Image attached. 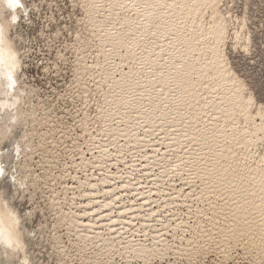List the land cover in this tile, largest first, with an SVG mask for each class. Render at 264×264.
I'll return each mask as SVG.
<instances>
[{"label": "snow or ice", "instance_id": "obj_1", "mask_svg": "<svg viewBox=\"0 0 264 264\" xmlns=\"http://www.w3.org/2000/svg\"><path fill=\"white\" fill-rule=\"evenodd\" d=\"M50 6L41 0H0V109L4 110L0 112V264H210L209 254L211 264H264V153L259 154L256 168L249 167L247 159L243 168L235 161L226 165L217 154L224 155L218 137L224 136L223 143L229 145L228 125L222 131L208 127L225 119L235 130L243 120L255 118L264 128V22L257 35H250L246 27L233 34L225 17L193 21L182 11L190 6L180 0H107L91 4L105 8L106 14L96 20L86 17L72 31L58 29L56 21L43 14L37 18L42 22L34 26L35 14ZM78 7L87 11L89 4ZM22 22L28 25L27 32ZM37 47L48 58L45 71L62 76L68 85L55 92L48 89L47 96L26 87L23 69ZM116 55L120 64L110 59ZM88 57L94 58L91 64ZM89 67L105 71L90 74ZM221 81L232 85L226 98L221 97ZM249 88L258 92L259 111ZM37 94L42 111L34 106ZM90 102L105 123L122 122L111 111L115 107L117 112H153L161 120L164 112L181 125L179 129L170 125L187 140L181 145L188 159L182 158L187 173H180L186 178L177 189L179 198L193 201L186 205L187 211L197 215L196 227L206 236H212L209 224L228 221L222 229L227 246L205 247L190 241L186 250L173 244L135 247L121 239L113 247L115 235L101 237L107 245L81 240L67 213L61 219L56 205L66 208L67 199H58L63 193L53 186L55 177L41 171L45 166L36 159L38 142L53 112L57 113L53 125L64 124L72 120V112L83 116L80 108H92ZM259 144L264 147V139ZM248 152L257 155L251 143ZM253 171L260 176L258 185Z\"/></svg>", "mask_w": 264, "mask_h": 264}, {"label": "rangeland", "instance_id": "obj_2", "mask_svg": "<svg viewBox=\"0 0 264 264\" xmlns=\"http://www.w3.org/2000/svg\"><path fill=\"white\" fill-rule=\"evenodd\" d=\"M41 2L51 6L44 7L39 13L35 14L34 26L42 22L37 18L43 14L52 17L56 21L58 29L72 31L74 28L79 27L81 20L86 17H90L92 20L98 19V8L100 14L102 12L106 14L105 8L97 7L95 9L96 7H91L93 3L91 0H41ZM90 2L92 3L90 4ZM95 2L106 4L107 0H97ZM82 3H88L89 9L94 14L89 9L86 11L84 8L78 7ZM187 4L190 7L184 10L187 13L189 12L188 14L191 13L190 18L193 21L199 22L206 19L211 22L213 16L225 17L227 18V26L233 34L236 33L238 27H246L250 35H257L259 26L264 22L261 19L264 15L261 12V7L264 6L262 0H217L215 8L201 6V14L199 13L196 17L192 12L195 6L194 2L189 0ZM237 21H239V24L236 23ZM21 27L22 30L27 32L28 25L26 23L22 22ZM93 59V57H88L89 64ZM95 59L99 63H103L102 58L97 57ZM110 59L115 64H120L118 55L111 56ZM47 67L48 58L43 56L39 47H37L36 52L32 53L31 60H27L23 69L27 80L26 87L29 92H43L47 96L48 89L55 92L61 87L68 86L64 83L62 76L57 77L50 71H45ZM122 67L123 65H121ZM97 70L100 72L105 71L103 67L99 69L95 67L87 68V72L90 74ZM220 85L221 97L226 98L229 94V88H225L221 83ZM248 91L249 95L256 100L255 111H259L260 101L256 99L258 92L252 88H249ZM42 102L40 95L37 94L34 106L39 111H42ZM31 103L30 100V105ZM115 109L113 107L111 111L114 115H117L118 121H122L116 124H112L111 120H108L107 123L101 120L93 103L92 108H80L83 116H78L75 112H72L70 113L72 116L71 121L65 120L64 124H59L57 121L55 126L52 121H56L57 113L53 112L47 127L42 128V137L38 142L36 159L38 162L42 161L45 166L41 168V171L46 176L55 177L56 183L53 186L57 187L59 193H63V195L58 196V199H67L66 208L60 204L56 205L57 208L61 209V219L67 213L68 222L72 226L70 216L78 215L77 217L86 226L82 224L73 225L72 230L79 229L77 235L80 236L81 240L94 239L101 245H107V240L101 239V237L106 234L115 235L117 244L113 247H118L121 239L125 245L135 247H139L140 243L149 247H156L157 245L166 247L173 244L186 250L190 241H195L197 245L203 244L205 247L215 243L227 246L226 233L222 232V229L229 226V222L221 219L220 224L215 227L213 224H209L208 227L212 231V236H206L196 227L197 215L194 212L189 213L187 211L186 205L193 203V201L179 198L181 193L177 189L183 185L186 178L181 176L180 172L187 173L182 158L183 160L188 159V154L181 151V145L187 144V140L182 135L173 132L170 125L178 129L181 128V125L177 121H173L171 115L162 112L163 120L156 118L154 128L150 130L149 112L135 113L128 110L125 114L124 111L118 113ZM0 112L3 111L0 110ZM103 115H106V113H103ZM61 119H64V117L62 116ZM208 119L207 116L204 117L205 121H208ZM225 124L228 125V132L225 135L229 145L223 143L224 136L218 137L220 149L226 148L229 154L226 157H221V159L224 158L222 159L224 163L232 164L235 161L243 168V162L247 159L249 167H258L260 163L258 156L260 153H264V147L259 144V141L264 139V128L255 121V118H252L251 122L243 120V123L235 130H233L229 121L223 122V120L219 121L218 124L215 122L209 123L208 127L209 129L219 128L222 131ZM127 130L132 133L131 137H127L129 141L124 136V134L127 135ZM233 134L236 137L235 140ZM248 137L249 142L246 141ZM137 138H140L139 141H137ZM236 140H239L245 146L241 148ZM249 143L252 144V151L257 153L255 157L248 152ZM199 147L201 153L206 154L203 146L200 145ZM153 148L155 151V148H157V152L152 150ZM161 156L163 157L161 158ZM254 173L256 172L253 171L252 174ZM259 182L256 178L257 185ZM117 196H119V200H116ZM112 198L114 201L111 200ZM110 200L112 201L111 207L103 209L101 215L95 213L96 208L98 210L103 202L104 204L110 203ZM198 206L204 207L202 202ZM125 208L129 212L125 211L124 215L118 217L120 211ZM114 218H119V222L117 220L118 223H116ZM255 219L259 223L258 213ZM199 222L203 223V221ZM89 224H95V227H91ZM111 229H115V232H110ZM259 244V232L257 230L255 232L256 260L260 259ZM242 248L243 246H241ZM213 250L216 251L217 256L220 255L218 250ZM36 251L40 252L41 249L37 248ZM125 251H127L126 248ZM208 258L211 264V254Z\"/></svg>", "mask_w": 264, "mask_h": 264}, {"label": "bare ground", "instance_id": "obj_3", "mask_svg": "<svg viewBox=\"0 0 264 264\" xmlns=\"http://www.w3.org/2000/svg\"><path fill=\"white\" fill-rule=\"evenodd\" d=\"M87 1H90V0H87ZM91 1H93V2H95V1H97V0H91ZM190 1H193L194 2V9H193V13H194V16L196 17V16H198V14L201 12V6L202 7H210V6H212V8H215L214 6L216 5V2H217V0H190ZM180 2L181 3H188L189 2V0H180ZM92 2H90V4H91ZM219 3V2H218ZM102 4V3H101ZM205 5H207V6H205ZM218 6V5H217ZM93 8H95V7H93ZM95 9H97V7L95 8ZM90 10V9H89ZM91 11V10H90ZM96 11V10H95ZM98 13L100 14V12H99V8H98ZM178 11H180V10H178ZM183 12H184V14L187 16V15H189V17H190V14H188L187 12H185V10H182ZM190 11V10H189ZM91 13H92V11H91ZM90 13V14H91ZM103 13V12H102ZM92 14H94V13H92ZM96 14V13H95ZM201 14V13H200ZM97 15V14H96ZM94 20V19H93ZM221 84H222V86H225V88L227 87V88H231L232 87V85L229 83V82H227V81H221ZM221 86V85H220ZM117 91H119V89L117 88L116 89ZM228 92V91H227ZM5 100L7 99V98H4ZM0 102H2V101H0ZM9 103H11V101H8ZM1 111H4L3 109H0ZM116 110V109H115ZM113 112L115 113V111H114V109H113ZM123 112V111H122ZM113 113V114H114ZM119 113V112H118ZM117 113V114H118ZM127 113V112H126ZM125 113V114H126ZM124 114V113H123ZM218 115H219V113H217ZM101 115H103V113H101ZM120 115V114H119ZM132 115V114H131ZM117 116V115H116ZM130 116V115H129ZM128 116V117H129ZM135 116V115H134ZM137 117V116H136ZM139 117V116H138ZM156 115L152 112H149V119H148V122H149V127H150V130H152L153 128H154V124H155V121H156ZM119 119V118H118ZM128 120H129V118H127ZM132 119V118H131ZM110 120V119H109ZM127 120V121H128ZM223 120V122H225L226 120L225 119H221L220 121H222ZM124 121V120H123ZM127 121H126V123H127ZM171 122V121H170ZM176 122V121H175ZM107 123V122H106ZM134 123V122H133ZM137 123V122H136ZM135 125V124H134ZM130 127V126H129ZM121 128V127H120ZM160 129V128H159ZM115 130V129H114ZM121 130V129H120ZM161 130V129H160ZM111 131V130H110ZM128 131V130H127ZM149 131V130H148ZM115 134H116V132H114ZM146 133H148V132H146ZM151 133V132H150ZM118 134V133H117ZM154 134V133H153ZM160 134V133H159ZM113 135V134H112ZM135 135V134H134ZM166 135V134H165ZM124 136L127 138H129V137H131L132 136V133H131V131L129 132H127V135H125L124 134ZM181 136V135H180ZM113 137H115V136H113ZM137 137V136H136ZM179 137V136H178ZM250 137V136H249ZM249 137L246 139V141L247 142H249L248 141V139H249ZM128 138H127V141H129L128 140ZM134 138V137H133ZM118 139V138H117ZM138 140L137 141H139V139L140 138H137ZM174 139V138H173ZM181 139V138H180ZM115 140V139H114ZM146 140V139H145ZM182 140V139H181ZM178 141V140H177ZM116 142V141H115ZM172 143V142H171ZM140 144V143H139ZM180 144V143H179ZM173 145H174V143H173ZM147 146V145H146ZM203 146V145H202ZM169 148V147H168ZM213 148H214V150H215V148H216V145L214 144L213 145ZM141 149V148H140ZM156 149V151L154 150V148L152 149V150H154L155 152H157V148H155ZM104 150V149H103ZM106 150V149H105ZM136 150V149H135ZM221 150H223L224 151V155L223 156H225L226 157V155L228 154V151H227V149L226 148H221ZM122 154V153H121ZM229 155V154H228ZM227 155V156H228ZM118 156V155H117ZM145 156V155H144ZM223 156H220V155H218L217 154V159H220V160H222V159H224V158H222L221 159V157H223ZM110 157V156H109ZM163 156H161V158H162ZM165 158V157H164ZM144 159V158H143ZM163 160V159H162ZM173 161V160H172ZM85 163V162H84ZM160 164V163H159ZM170 164V163H169ZM229 164V163H228ZM228 164H226V165H228ZM97 165V164H96ZM184 165V164H183ZM82 166V165H81ZM150 166V165H149ZM145 167V166H144ZM158 167H160V166H158ZM146 168V167H145ZM167 168V167H166ZM133 169H135V168H133ZM136 170V169H135ZM178 170V169H177ZM132 173V172H131ZM148 173V172H147ZM181 173V172H180ZM162 174V173H161ZM169 174V173H168ZM256 174V178H257V180H259L260 181V176H259V174L256 172V173H254V174H252V175H255ZM108 175V174H107ZM164 175V174H163ZM124 176V175H123ZM171 176V175H170ZM161 178V177H160ZM154 179V178H153ZM163 180H164V178H163ZM82 182V181H81ZM165 183V182H164ZM163 183V184H164ZM159 184V183H158ZM91 185H93V184H91ZM124 186V185H123ZM128 186V185H127ZM94 187V186H93ZM92 187V188H93ZM132 188H133V186H131ZM136 187V186H135ZM95 188H96V186H95ZM115 188V187H114ZM138 188V187H137ZM76 189V188H75ZM117 189V188H116ZM108 190V189H107ZM106 190V191H107ZM113 190V189H112ZM115 190V189H114ZM105 191V190H104ZM159 191V190H158ZM108 193H109V191H107ZM157 192V191H156ZM83 194V193H82ZM92 194V193H91ZM107 194V193H106ZM86 195H87V193H86ZM109 195V194H108ZM145 196V195H144ZM149 196V195H148ZM151 197V196H150ZM115 199V198H114ZM111 200H113V198L111 199ZM110 200V203H105L104 204V202H103V204H101L100 205V208L97 210V208L95 209L96 210V212L95 213H97L98 215L100 214H102V212H103V209H105V208H109V207H111V201ZM114 201V200H113ZM93 202V201H92ZM149 202V201H148ZM94 203V202H93ZM97 203V202H96ZM74 204V203H73ZM92 204V203H91ZM90 206V205H89ZM131 208V207H130ZM126 209L127 208H125L124 210H122V211H120V214H119V216L118 217H121L122 215H124L126 212H129L128 210L126 211ZM126 211V212H125ZM92 212V211H91ZM130 212H131V210H130ZM92 213H94V212H92ZM110 213V212H109ZM86 214V213H85ZM84 214V215H85ZM88 214H90V212H88ZM155 214V213H154ZM76 214H74V215H71L70 217L71 218H69V219H71V223H72V226L74 225V226H76V225H79V224H82V225H84L83 224V222H82V220H80L77 216H75ZM104 215H107V214H104ZM110 215V214H109ZM113 215V214H112ZM132 215V214H131ZM139 215V214H138ZM111 216V215H110ZM135 216H137V215H135ZM134 216V217H135ZM106 217V216H105ZM127 217V216H126ZM139 217V216H138ZM123 218V217H122ZM144 218H146V217H144ZM115 219V218H114ZM119 218H117V219H115L116 221V223H118L119 222V220H118ZM110 220V219H109ZM117 220H118V222H117ZM130 220V219H129ZM128 220V221H129ZM133 220V219H132ZM226 222V221H225ZM90 223V222H89ZM110 223H112V222H110ZM114 223V222H113ZM122 223H123V221H122ZM125 223V222H124ZM133 224V223H132ZM149 224V223H148ZM90 225V224H89ZM111 225V224H110ZM122 225V224H121ZM125 225V224H124ZM84 226H86V225H84ZM91 227L92 226H94L95 227V224L93 225H90ZM89 226V227H90ZM120 227V226H119ZM115 228V227H114ZM118 228V227H117ZM75 230V229H74ZM95 232V231H94ZM120 233V232H119ZM118 233V234H119ZM95 234H97V233H95ZM98 235V234H97ZM99 236V235H98ZM124 236V235H123ZM127 237V236H126ZM148 239V238H147ZM140 243V242H139ZM139 243H137V244H139ZM106 245V244H105ZM138 246V245H137ZM139 246H141V243H140V245ZM147 246V245H146Z\"/></svg>", "mask_w": 264, "mask_h": 264}]
</instances>
